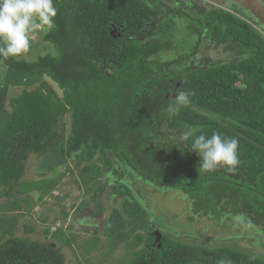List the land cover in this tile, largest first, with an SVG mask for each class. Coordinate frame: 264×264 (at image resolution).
<instances>
[{
    "label": "trees",
    "instance_id": "16d2710c",
    "mask_svg": "<svg viewBox=\"0 0 264 264\" xmlns=\"http://www.w3.org/2000/svg\"><path fill=\"white\" fill-rule=\"evenodd\" d=\"M158 1L54 0L55 27L41 39L52 43L57 54L33 62L0 58L18 75L12 76L31 80L6 101L0 189L12 209L20 211L19 202L26 203L34 187L48 191L43 180L28 177L31 157H68L84 150L91 162L100 150L132 165L153 185L180 190L191 201L192 215L217 223L239 212L244 216L240 224L250 233L259 232L254 218L260 216L264 235V28L236 4L197 7L193 22L199 35L230 58L179 71L175 63L186 62L194 49L171 61L159 57L173 43L164 37L172 24L163 22L167 12ZM52 82L59 94L51 90ZM179 91L190 92L191 102L169 116L166 109L175 101L171 94ZM158 128L178 136L196 129L197 134L216 130L235 137L240 162L233 171H198L200 157L190 149L191 139H159ZM153 154L160 158L162 173L151 163ZM138 240L146 246L126 264H264L260 256L231 246L195 245L163 234L157 244L151 235L144 239L139 234ZM64 261L58 248L16 234L13 227L0 233V264Z\"/></svg>",
    "mask_w": 264,
    "mask_h": 264
},
{
    "label": "rangeland",
    "instance_id": "374dc122",
    "mask_svg": "<svg viewBox=\"0 0 264 264\" xmlns=\"http://www.w3.org/2000/svg\"><path fill=\"white\" fill-rule=\"evenodd\" d=\"M158 2H162L167 12L163 22L172 24L169 33L164 37L173 43L170 46L169 42H164L165 47H170L158 52L159 57L171 61L194 49L185 58L186 62L181 60L175 63L176 68L173 65L179 71L187 65L197 67L230 58V54L221 47L214 49L204 39V35H199L193 22L197 7L210 10L236 4L264 28V0ZM30 35V51L15 57L16 59L33 62L39 56L57 54L52 43L41 39L42 32L37 31ZM0 71L6 72L7 76H18L2 63ZM4 78L0 76V82L7 83L8 80ZM27 82H10L7 88L0 87V131L7 120L8 107L5 102L8 97L21 93ZM41 82L38 84H44ZM53 86L51 90L59 94L56 85ZM43 90L48 91L45 84ZM176 95L177 93L171 94V98ZM66 120L68 122L67 117ZM66 136H69L68 129ZM157 136L159 139L179 140L175 132L162 128L157 129ZM111 158L110 152L100 150L91 162L86 161L84 150L73 151L68 157L57 154L39 160L31 157L28 177L30 180H43L40 183L46 184L48 191L44 194L34 187L28 193L27 202H19L21 209L16 211L7 203L4 190L0 189V233L13 227L16 234H24L58 248L64 255V264H126L134 251L146 246L144 242H139V234L144 239L149 235L153 236L156 244L163 234L195 245L231 246L264 260V240L260 239L264 236L261 230L263 219L260 216L254 218V222H258L260 227L258 233H250L249 227L240 224L244 216L239 212L234 216L230 213L229 220L217 223L209 220L207 216H194L190 209L191 201L180 190L155 186L149 180L140 178L132 165L126 162L112 164ZM151 163L159 167L160 173L164 171L160 168V158L154 154ZM142 164L146 166L145 162ZM86 167L88 171L85 170ZM114 169L117 171L115 174ZM27 225H36V228L34 227L33 232H25Z\"/></svg>",
    "mask_w": 264,
    "mask_h": 264
},
{
    "label": "clouds",
    "instance_id": "9594fccd",
    "mask_svg": "<svg viewBox=\"0 0 264 264\" xmlns=\"http://www.w3.org/2000/svg\"><path fill=\"white\" fill-rule=\"evenodd\" d=\"M54 0H0V58L19 57L30 51L34 32L47 34L55 27L57 15ZM190 92L179 91L175 101L166 111L169 116L177 114L181 107L190 104ZM191 139L190 149L199 157L198 171H213L224 167L235 170L239 164V140L214 130L211 135L196 129L179 133V143ZM219 264H225L220 261Z\"/></svg>",
    "mask_w": 264,
    "mask_h": 264
},
{
    "label": "crops",
    "instance_id": "0c3cea01",
    "mask_svg": "<svg viewBox=\"0 0 264 264\" xmlns=\"http://www.w3.org/2000/svg\"><path fill=\"white\" fill-rule=\"evenodd\" d=\"M1 64V63H0ZM0 76L1 77H3L4 78V76H5V78L4 79H7V80H9L8 78H10L11 76H10V74L7 76L6 75V72L4 73V71L3 72H1L0 71ZM7 80H5V82L7 81ZM3 81V80H2ZM20 79H19V77H14V76H12V82H15V83H17V84H20ZM1 84H0V87L1 86H5V83H2V82H0ZM6 88L8 87L7 85L5 86ZM9 98V97H8ZM6 103V102H5Z\"/></svg>",
    "mask_w": 264,
    "mask_h": 264
},
{
    "label": "flooded vegetation",
    "instance_id": "af4514ba",
    "mask_svg": "<svg viewBox=\"0 0 264 264\" xmlns=\"http://www.w3.org/2000/svg\"><path fill=\"white\" fill-rule=\"evenodd\" d=\"M159 1H160V0H159ZM161 3H162V2H161ZM112 158H113V157H112ZM112 158H111V163H112V164H113L114 162H115V163H120V162H121V163H125V162H122V161H116V160H114V159L112 160ZM114 170H116V169H114ZM114 170H113V173L115 174L116 172H115ZM107 178H109V177L107 176Z\"/></svg>",
    "mask_w": 264,
    "mask_h": 264
}]
</instances>
